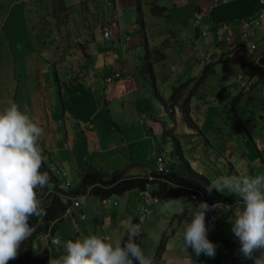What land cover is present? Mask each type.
<instances>
[{"label":"crops","instance_id":"1","mask_svg":"<svg viewBox=\"0 0 264 264\" xmlns=\"http://www.w3.org/2000/svg\"><path fill=\"white\" fill-rule=\"evenodd\" d=\"M116 1L0 0V92H3L0 96V112L9 106V102L16 103L20 111L44 129L40 140L43 155L53 151L58 159L69 160L74 169L81 166L84 156L92 155L99 149L90 123L103 109L97 100L98 92L101 96L105 94L103 101L108 105L123 97L126 100L130 96L136 98L139 89L136 77L138 70L141 76L151 77L153 92L161 97L156 84L162 80L163 73L155 66L164 67L165 63L174 65L170 56H177L181 64L191 56H218L215 61L220 62L221 56L236 55L241 50L238 56L252 59L255 68H264V61L260 63L259 60L264 48L256 49L255 45L253 49L250 48L255 50L254 53L249 50L246 52V45L242 41L245 36L258 34L260 23H264V17H259L249 31L241 27L242 21L248 19L250 14L256 12L255 16L258 17L256 8L259 0ZM130 5L137 15L134 20L136 25L133 26L137 31L134 35L127 33V22L132 19L128 17ZM117 18L122 21L120 28L115 21ZM111 21L115 22L114 26L109 25ZM107 26L111 29V36L103 38L101 29ZM152 27H156V30L152 31ZM114 41L123 48L120 52L118 49L117 52L112 51L115 48ZM98 43H110L111 50H99ZM173 45L178 46V51L172 48ZM146 55L151 62L147 72L138 68ZM39 56L45 57L39 59ZM53 56L55 59L52 61ZM73 58L75 61L70 62ZM51 61L52 68L49 65ZM200 65L201 62H198L187 68L197 70ZM179 67L183 69L181 65ZM114 73L118 76L114 77ZM108 76L112 77L110 83L105 80ZM9 78L13 79L12 83ZM161 134L162 137L169 134L177 140L172 130H163ZM255 141L257 146H264V135L257 134ZM178 144L180 147L179 141ZM83 152L85 155L82 157ZM59 164L56 161L46 163L56 175L57 167L62 168ZM164 166L168 169L170 165L164 163ZM57 188L68 190L59 184ZM140 190L137 189L136 195H140ZM60 197L66 199V196ZM89 198L99 199L101 205L105 206L109 197L103 201L105 198L90 195L83 201ZM198 198L201 197H186L183 215H177L181 229L192 218V215L187 214L190 204L204 200ZM148 203L156 205L154 202ZM221 208L230 212L232 209L242 210L243 207L220 205L217 211L208 212V217L218 218ZM115 212L120 220L125 221L128 209ZM133 212L141 218L135 207ZM94 213L89 205L82 202L78 207H71V213L60 218L52 233V237L61 243L49 245L44 235L39 234L34 239L38 243L37 247L49 246L50 260L65 255V241L95 234L93 222L88 220ZM110 214L108 211L106 217ZM207 221L205 218V224ZM97 232L102 235V224ZM123 235L126 236V229ZM233 259L228 257L222 264H232ZM174 262L188 264L190 258H176ZM249 264H253V261L250 260Z\"/></svg>","mask_w":264,"mask_h":264},{"label":"rangeland","instance_id":"2","mask_svg":"<svg viewBox=\"0 0 264 264\" xmlns=\"http://www.w3.org/2000/svg\"><path fill=\"white\" fill-rule=\"evenodd\" d=\"M130 8L128 17L132 19L127 22V33L134 35L137 31L133 27L136 25L134 20L137 15L132 5ZM145 19L148 23L147 16ZM115 21L120 28L122 21L119 18ZM156 27H152V31ZM257 32L258 34L249 37L244 35L242 41L246 45V52L249 50L254 53L255 50H250L251 44L256 45V49L264 48V23H260ZM116 43L114 41L115 48L112 51L117 52L118 49L120 52L123 48ZM97 47L99 50H111L110 43H98ZM172 48L177 51L179 49L177 45ZM240 52L241 50L237 54ZM237 54L221 56L220 62L215 61L218 56H205L206 59L203 56H191L182 64L177 61V56H170L174 65L168 66L165 63L166 68L155 66L163 73L162 80L156 84L161 97L153 92L151 77L141 76L139 70L136 76L139 88L136 98L130 96L126 100L123 97L108 105L103 101L105 94L101 96L98 92L97 100L103 105V109L90 122L99 145L98 151L87 157L83 152L84 161L76 169L69 160L58 159L53 151L44 155L45 163L56 161L62 166L57 167L59 186L64 189L74 187L81 174L91 166L107 173L123 171L127 175H143L153 171L156 156H160L166 166H169L172 138L169 134L162 137L163 130L173 131L188 165L205 182L211 183L220 176L264 175V146L255 144L257 134L264 135V68H255L251 63L252 59ZM42 57L45 56H39V59ZM53 57L52 61L55 59ZM52 61L49 63L50 68ZM198 62L201 65L197 70L187 68ZM42 66L44 67V62ZM139 67L145 69L146 64L141 61ZM9 80L13 82V79ZM2 95L3 92H0V96ZM56 98L59 100L58 96ZM154 188L152 182L146 187L148 192ZM136 192L137 189L132 188L120 195H111L105 206L101 205L99 199L82 201V204L89 205L95 212L93 217L90 215L88 218L93 222L94 235L112 243L118 239L127 240V236L123 235L127 224L140 222L139 216L133 212V207L137 212L141 202V197ZM223 192L231 193L228 190ZM185 200L186 196H179L165 201L158 199L156 205L148 203L150 211L140 223L141 235L135 242L139 244L145 257L152 260V264H177L175 259L183 257H189L193 264H222L228 257L235 258L232 264L250 263L240 253L239 240L231 231V221L241 209L227 212L225 208H221L220 216L213 219L206 213L207 239L216 246L214 257L204 254L197 257L191 248L185 251L182 248L184 229H181L177 218L181 213L180 209L185 206ZM166 202L172 203L171 209L163 207ZM196 203L190 204L188 215H193ZM126 209L128 215L122 221L115 211L124 212ZM108 211L111 214L106 217ZM101 224L102 235L97 232ZM33 251H37L36 240H33ZM134 264L137 262L134 261Z\"/></svg>","mask_w":264,"mask_h":264},{"label":"clouds","instance_id":"3","mask_svg":"<svg viewBox=\"0 0 264 264\" xmlns=\"http://www.w3.org/2000/svg\"><path fill=\"white\" fill-rule=\"evenodd\" d=\"M43 134L44 129L20 111L16 103L9 102V106L0 112V264H8L16 259L21 243L33 235L35 229L29 223L30 218L36 216L42 219L47 214L41 207L37 193L38 189L51 187L48 172L41 171L46 159L40 144ZM225 190L238 197V202L243 205L231 221V231L239 240L240 253L246 260H252L253 264H264V175L220 176L205 188L209 194ZM150 194L154 196L151 191ZM82 195L86 198V194L69 198L70 202L65 207ZM218 206L217 203L209 206L206 202H199L195 206L182 234V248L185 251L191 248L197 257L201 254L215 256L216 246L207 239L205 215ZM163 207L171 209L172 203L166 202ZM180 211L183 212V208ZM144 217L140 218V223ZM140 223L127 224L126 241L118 239L114 243L107 242L97 235L65 241L66 254L49 260V264H134V261L137 264H152V260L145 257L135 242L141 235ZM44 237L48 240L46 234ZM52 242L57 245L61 243L59 239ZM189 264H193V261Z\"/></svg>","mask_w":264,"mask_h":264},{"label":"trees","instance_id":"4","mask_svg":"<svg viewBox=\"0 0 264 264\" xmlns=\"http://www.w3.org/2000/svg\"><path fill=\"white\" fill-rule=\"evenodd\" d=\"M259 60L260 62L264 61V51L261 53ZM143 62L146 64L145 70L147 72L151 66L147 55ZM169 156L170 166L166 172L156 175L152 171L149 172L150 175L154 174L156 179L149 180L147 174L125 175L122 171L107 173L98 168H89L81 175L79 182L66 191L57 188V175L44 162L41 171L48 172L51 187L38 189L37 193L41 201V207L46 210L47 214L42 219L36 216L30 218L33 224L39 219L36 232L20 245L17 258L10 260L8 264H49L50 247L47 246L39 249L37 247L38 243H36L37 251L34 252L33 240L39 234H46L49 245H54L52 233H54L57 227L64 207L69 204V198L81 194L107 198L111 195H120L132 188L145 189L152 182L155 188L151 190V193L163 201L179 196H186L189 199L190 197L196 198L200 196L201 198L198 199H204L208 202H219L224 206L243 207L242 203L238 202V197L232 193L220 194L215 191L211 194L207 193L205 188L210 185L209 182H205L196 172L189 168L188 162L181 153L178 141L173 137ZM60 195L67 198L62 199ZM178 215L179 217L182 216L183 212Z\"/></svg>","mask_w":264,"mask_h":264},{"label":"built area","instance_id":"5","mask_svg":"<svg viewBox=\"0 0 264 264\" xmlns=\"http://www.w3.org/2000/svg\"><path fill=\"white\" fill-rule=\"evenodd\" d=\"M256 11L259 13L258 14V17L255 16V14H257L256 12L253 14H250L249 18L242 21L241 23V27L244 31H249L251 29V26L253 24H256L257 20L259 17H264V0H259L258 2V6L256 8ZM110 26H114L115 25V22L114 21H111ZM101 33H102V36L103 38H108L111 36V29L109 26L105 27V28H102L101 29ZM202 34H204V31L201 32ZM248 34H251V33H248ZM250 48L253 49L254 48V45L251 44L250 45ZM114 77H117L118 74L117 73H114L113 74ZM112 80V77L111 76H108L106 78V82L107 81H111ZM166 171V167L164 166V162L163 160L161 159L160 156H156L155 157V166H154V169H153V173L154 174H158V173H162V172H165ZM153 175H148V179L149 180H152V179H155L156 177ZM140 197H141V202L140 204L138 205L137 207V211L138 213L140 214V217H144L148 212H149V209L147 208L146 204L148 202H154V203H157L158 202V199L155 198L154 196H152L150 194V192L147 191V189H142L140 191ZM85 198L84 195L82 196H79L77 197L76 199H74L72 201V204L70 206H67L65 207L63 213H62V216H67L69 213H70V210H71V207H78L79 204L81 203V201ZM201 202H206L209 206L213 205V204H218L219 206L217 207V209H214L212 211H217L220 207V203L218 202H207L205 200H202Z\"/></svg>","mask_w":264,"mask_h":264},{"label":"water","instance_id":"6","mask_svg":"<svg viewBox=\"0 0 264 264\" xmlns=\"http://www.w3.org/2000/svg\"><path fill=\"white\" fill-rule=\"evenodd\" d=\"M37 221H38V220H37ZM29 223H30V224L34 227V229H35V231H34V233H33V235H34L35 232H36L37 223H34V224H33L31 221H29ZM33 235H32V236H33ZM32 236H31V237H32ZM21 244H22V243H21Z\"/></svg>","mask_w":264,"mask_h":264}]
</instances>
